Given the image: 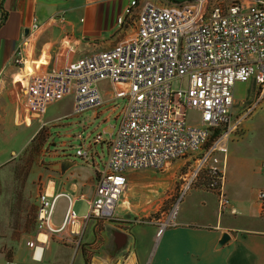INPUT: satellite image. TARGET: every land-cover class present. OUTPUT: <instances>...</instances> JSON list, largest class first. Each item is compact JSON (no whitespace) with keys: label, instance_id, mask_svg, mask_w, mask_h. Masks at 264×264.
Instances as JSON below:
<instances>
[{"label":"crops","instance_id":"obj_1","mask_svg":"<svg viewBox=\"0 0 264 264\" xmlns=\"http://www.w3.org/2000/svg\"><path fill=\"white\" fill-rule=\"evenodd\" d=\"M130 1L0 0V264H264V219L258 203L264 177L253 197L239 179L228 186L229 154L219 158L224 167L223 190L230 199L223 211L218 191L201 182L183 196L180 187L170 205L185 158L170 161L163 170H127V187L116 203L114 217L88 218L96 178L93 164L76 155L83 141L72 154L47 146L56 102L37 118L26 111L31 73L63 67L114 47L126 32L119 29L117 19ZM146 2L168 6L173 0H138L139 8ZM34 18L38 29L33 27ZM18 57L23 59L20 64ZM240 88H248V98L260 91L253 79L237 82L234 117L241 114L235 110ZM103 96L105 106L114 102L112 94ZM67 97L72 103V96ZM106 131L113 133L114 128L108 126ZM245 133L240 127L229 140L240 141ZM105 150V143L93 148L101 158ZM44 192L57 196L51 218L55 227L63 223L69 198L73 208L81 207L75 228L79 234L70 229L51 233L38 227ZM169 205L171 224L159 235L162 217L158 214L163 215ZM225 232L231 238L217 248ZM31 241L38 248L29 246Z\"/></svg>","mask_w":264,"mask_h":264},{"label":"built area","instance_id":"obj_2","mask_svg":"<svg viewBox=\"0 0 264 264\" xmlns=\"http://www.w3.org/2000/svg\"><path fill=\"white\" fill-rule=\"evenodd\" d=\"M174 1L168 6L146 2L142 8L138 0L130 1L117 19L119 29L126 32L114 47L63 67L33 72L28 80L25 109L36 118L49 104L69 95L73 116L100 110L106 104L100 87L105 81L114 102L125 100L110 138L97 133L84 138L76 151L95 168L96 194L88 218L114 217L127 187V170H163L170 161L196 154L197 164L182 178V196L206 169L207 187L218 191L220 210L230 205L223 190L224 167L216 153L259 103L234 117L235 84L253 79L260 89L259 101L264 96V0ZM33 27L39 28L35 18ZM22 60L18 57L16 62ZM176 78H187V87L173 88ZM189 108L199 112L195 124L188 121ZM104 143L106 160L93 151ZM56 200L57 196L41 193L38 227L79 234L75 228L80 219L70 198L63 223L52 225ZM258 203L264 219V187ZM169 224L171 217L161 221L158 234ZM28 244L38 248L35 241Z\"/></svg>","mask_w":264,"mask_h":264},{"label":"rangeland","instance_id":"obj_3","mask_svg":"<svg viewBox=\"0 0 264 264\" xmlns=\"http://www.w3.org/2000/svg\"><path fill=\"white\" fill-rule=\"evenodd\" d=\"M173 2L175 1L173 0ZM100 86L103 93L111 94L112 89L110 88L108 82H102ZM172 87L175 89H179L180 87L186 88L187 78H176L172 81ZM247 89L244 90L240 88L238 90L239 103L235 108L236 114L238 115L241 113L240 115L242 116L249 107H252L256 102L259 103L255 104L256 106L253 112L245 117L243 123L240 125V127H243L246 131L245 136L240 141H223L220 144L216 155L218 158L223 159L225 154H229L227 169L228 186H231L234 180L239 179L246 185V191L249 194V197L251 193L253 194V197L257 190L262 186L260 180L264 177V174L261 173L262 163L264 161V96L259 101L260 91H257L254 98H248L249 92ZM246 100L247 105L248 102H251V104L248 105L249 107L246 106L247 108L245 107ZM124 104V99H117L115 102L106 105L101 111H87L83 114L73 116L71 114V97L63 98L55 104L56 109L53 116L55 119L51 121L52 123L50 122V133L47 139V146L50 148H57L60 152L72 154L73 152L75 153V148L81 145L84 138H91L97 133H102L105 139H109L111 133L107 132L106 128L110 126L114 128L113 132L116 131L118 126L116 116L121 111ZM113 108L115 109L114 111ZM242 110L244 111L242 112ZM187 117L188 121L192 124L197 123L200 119L199 112L192 108L188 109ZM106 118L108 120H106ZM227 141H229V145L225 147ZM63 143H65V145L62 147L61 144ZM98 147L100 148L101 146L99 145ZM99 151H101V148ZM106 157L107 151L105 150L103 159L106 160ZM199 157L200 155L198 154L188 155L187 157L176 160L182 161L187 159L181 170L183 173V176L181 175L182 178H184L185 173H188L197 164V159ZM182 178L180 177L176 182L174 191L175 195L171 198L170 205L173 204V201L178 197L180 187L182 189L185 184ZM207 181L208 171L204 169L200 172L194 184L198 182L206 184ZM154 188H158V186L155 185ZM159 188L160 191L163 190L162 186ZM170 205L166 207V212H164L163 215H160L159 212L158 217H162V221H166L168 219L167 214L171 209ZM179 205L180 207L183 206L181 203ZM79 208L81 207L78 206L74 208L78 216ZM173 215L174 211L170 213V216Z\"/></svg>","mask_w":264,"mask_h":264},{"label":"water","instance_id":"obj_4","mask_svg":"<svg viewBox=\"0 0 264 264\" xmlns=\"http://www.w3.org/2000/svg\"><path fill=\"white\" fill-rule=\"evenodd\" d=\"M67 162V161H66ZM230 238H231V236L229 235V233L228 232H225L223 235H222V237H221V239H220V241H219V243H218V245H217V248H220V247H222L224 244H226L229 240H230Z\"/></svg>","mask_w":264,"mask_h":264},{"label":"trees","instance_id":"obj_5","mask_svg":"<svg viewBox=\"0 0 264 264\" xmlns=\"http://www.w3.org/2000/svg\"><path fill=\"white\" fill-rule=\"evenodd\" d=\"M219 131H216L214 134H212L211 139H210V143L216 138V136L218 135Z\"/></svg>","mask_w":264,"mask_h":264}]
</instances>
